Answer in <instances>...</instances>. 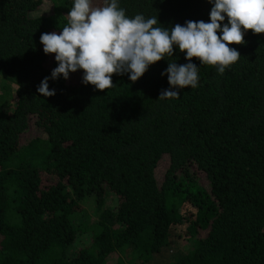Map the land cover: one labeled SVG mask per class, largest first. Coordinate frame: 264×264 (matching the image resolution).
Segmentation results:
<instances>
[{
	"label": "trees",
	"instance_id": "trees-1",
	"mask_svg": "<svg viewBox=\"0 0 264 264\" xmlns=\"http://www.w3.org/2000/svg\"><path fill=\"white\" fill-rule=\"evenodd\" d=\"M72 5L0 0V264H264V33L229 45L241 56L223 74L192 58L198 86L177 98L159 99L168 61L188 62L176 48L135 82L96 90L78 70L44 97L57 63L40 35ZM119 6L155 27L209 22L212 7Z\"/></svg>",
	"mask_w": 264,
	"mask_h": 264
},
{
	"label": "clouds",
	"instance_id": "clouds-1",
	"mask_svg": "<svg viewBox=\"0 0 264 264\" xmlns=\"http://www.w3.org/2000/svg\"><path fill=\"white\" fill-rule=\"evenodd\" d=\"M212 5L209 22L185 21L169 27H155L156 17L126 15L119 0H103L93 7L92 0H73L67 25L59 32L42 33L43 52L55 54L57 66L44 77L37 92L44 97L56 94L49 80L69 79L70 73L83 70L81 82L96 90L113 86L112 75H125L135 82L149 66L173 55L174 48L185 54L184 64L168 61L161 76H167L170 87L159 99L179 97V89L198 86L197 65L217 66V72L238 61L239 51L229 45L245 42L247 30L264 33V0H207ZM227 21V22H225ZM219 33V35L217 34Z\"/></svg>",
	"mask_w": 264,
	"mask_h": 264
},
{
	"label": "rangeland",
	"instance_id": "rangeland-1",
	"mask_svg": "<svg viewBox=\"0 0 264 264\" xmlns=\"http://www.w3.org/2000/svg\"><path fill=\"white\" fill-rule=\"evenodd\" d=\"M97 2H98V5H93V7L102 6V5H101L102 3H101L100 1H97ZM45 9H46V7L43 8L42 10H45ZM42 10H41V11H42ZM46 10H47V9H46ZM41 11H37V12H36V15H37V14H40ZM30 130H31V131L28 132L27 135H26L25 137L37 136V135L39 134L34 128H31ZM166 166H167V161H164L163 163H161L160 168H159V177H161V174L163 173V171H164V169L166 168Z\"/></svg>",
	"mask_w": 264,
	"mask_h": 264
}]
</instances>
